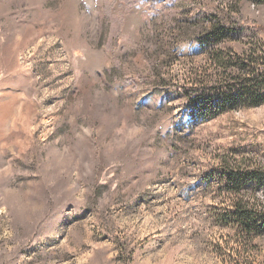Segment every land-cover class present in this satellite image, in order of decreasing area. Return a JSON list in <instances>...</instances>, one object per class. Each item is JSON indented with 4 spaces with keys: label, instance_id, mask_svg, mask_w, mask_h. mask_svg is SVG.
I'll return each instance as SVG.
<instances>
[{
    "label": "rangeland",
    "instance_id": "1",
    "mask_svg": "<svg viewBox=\"0 0 264 264\" xmlns=\"http://www.w3.org/2000/svg\"><path fill=\"white\" fill-rule=\"evenodd\" d=\"M262 28L264 0H0V264H264L218 217L222 160L264 166V98L200 120L181 89Z\"/></svg>",
    "mask_w": 264,
    "mask_h": 264
},
{
    "label": "trees",
    "instance_id": "2",
    "mask_svg": "<svg viewBox=\"0 0 264 264\" xmlns=\"http://www.w3.org/2000/svg\"><path fill=\"white\" fill-rule=\"evenodd\" d=\"M235 25V30L244 28L238 23ZM214 27L215 29H212L211 34L208 35L213 41L218 40L217 36L224 32L225 28L231 29L226 25L221 27L214 25ZM195 42L200 45L206 43L207 38L197 39ZM236 60L235 65H232L235 67L234 71L225 78L226 83L222 80L225 75L221 73L222 77L218 81L196 80L189 89L181 88L186 98L193 100L197 105V109L191 113L193 118L208 120L223 113L222 108L229 103L238 104L243 99L258 102L264 98V93H261L264 90V49L251 51L237 57ZM217 64L223 65L221 62ZM260 64L263 67L262 71L257 70ZM208 83L212 87L207 86ZM222 166L220 178L226 192L231 195L232 204L230 211H225L218 217L224 220L222 221L224 224L229 221L235 223L241 235L247 238L264 235V205L252 203L246 197L251 189L248 187L264 186V166L253 167L251 162L229 158L222 160Z\"/></svg>",
    "mask_w": 264,
    "mask_h": 264
}]
</instances>
